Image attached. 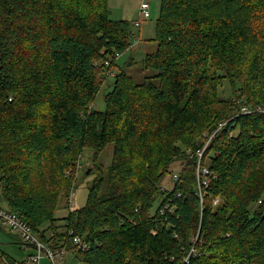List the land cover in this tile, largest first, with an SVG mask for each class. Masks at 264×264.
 <instances>
[{
	"label": "trees",
	"instance_id": "16d2710c",
	"mask_svg": "<svg viewBox=\"0 0 264 264\" xmlns=\"http://www.w3.org/2000/svg\"><path fill=\"white\" fill-rule=\"evenodd\" d=\"M109 11L108 0H0L2 201L52 247L88 243L84 264H264V0H161L158 50L143 61L156 74H114L98 111L116 66L105 62L134 38ZM111 144L107 192L97 180L58 219L77 180L67 173Z\"/></svg>",
	"mask_w": 264,
	"mask_h": 264
},
{
	"label": "rangeland",
	"instance_id": "374dc122",
	"mask_svg": "<svg viewBox=\"0 0 264 264\" xmlns=\"http://www.w3.org/2000/svg\"><path fill=\"white\" fill-rule=\"evenodd\" d=\"M143 2L149 3L150 17L142 21L140 28L136 27V22L139 21L140 8ZM109 14L111 19L114 21L124 20L131 24L134 32V38H138L139 42H134L132 38L133 45L116 61V66L112 69V72L116 75L118 72L125 71L127 74L131 75L135 82L138 84L143 83L147 77L153 76L156 72L152 69L146 70L143 65V61L146 56L153 54L158 50V42L155 41L156 37V22L160 14L161 0H108ZM115 78L109 76L107 78V83L103 90L100 92L97 100L95 101L93 107L98 111H105L106 103L105 96L113 89ZM220 96L223 98H231L233 96L232 89L228 80L223 82L220 89ZM114 144L109 145L105 151L99 156L98 160L94 157V152L91 149L85 150L83 155L78 159L80 161L82 168L76 176L77 163L75 168L70 172V176L77 179L73 190L70 193V197H62L57 211L56 217L58 219H64L70 210H79L86 206L90 191L95 186L97 180L103 178L105 182L101 188V194H105L108 190V174L109 168L112 165L114 156ZM182 162H178L171 168V173L167 174L165 177L164 187L165 189H172L174 185L173 176L176 172L181 170ZM69 173V172H68ZM67 173V176H69ZM74 193V198L70 202L71 194ZM0 206L6 209L9 207L1 199V188H0ZM157 206V204H156ZM257 205L253 207L256 209ZM156 208V207H155ZM155 208L153 210H155ZM64 221L61 220L58 226H62ZM0 231V251L5 255L9 256L16 262H22L25 258L34 252L32 247H27L26 244L22 242L20 237L3 227ZM60 229V228H59ZM62 229V228H61ZM64 230V229H62ZM51 232L48 231L47 237H51ZM70 252L68 253L66 260L62 264H84L78 257L77 248L73 247L72 243L68 246ZM44 264H47L44 261Z\"/></svg>",
	"mask_w": 264,
	"mask_h": 264
},
{
	"label": "built area",
	"instance_id": "2783aa9c",
	"mask_svg": "<svg viewBox=\"0 0 264 264\" xmlns=\"http://www.w3.org/2000/svg\"><path fill=\"white\" fill-rule=\"evenodd\" d=\"M150 17V11H149V3L143 2L140 8V15H139V21L136 22V27L140 28L142 25V21L146 18ZM134 42L138 43V38H133ZM133 43L131 42V46ZM130 46V47H131ZM122 53H116L114 57L110 58L105 62L107 67L111 66V63L113 61H117ZM108 76H114V73L112 71H109L107 73ZM244 113L250 112L248 108H243ZM208 144L205 146V148L201 151H198V155L201 158L203 157V154L207 148ZM82 165L80 161L77 163V169H76V176L78 177V173L81 170ZM209 173L207 168H204L199 165L198 167V176L199 179L202 181V177ZM70 172L68 173V175ZM178 177L175 175L174 180H177ZM203 185H199V196L201 198V203H204V194H203V187H208V183L206 181H202ZM74 198V193L72 192L70 202H72ZM220 204V200L217 199L214 201V205L218 206ZM0 224L5 227L6 229L16 233L22 242L26 244L29 247H32L34 249V252L28 255L25 260L22 262H16L10 260L6 255L0 252L2 257V264H44V261L47 264H62L65 262L66 257L68 253L70 252L68 246H59V247H52L48 243L44 242L39 235H37L33 229L24 221L22 220L15 212H13L10 209H6L0 206ZM72 234V233H71ZM71 243L73 247L77 248L78 251L87 250L89 247V244L84 242L80 237L73 236L71 239Z\"/></svg>",
	"mask_w": 264,
	"mask_h": 264
},
{
	"label": "bare ground",
	"instance_id": "6f19581e",
	"mask_svg": "<svg viewBox=\"0 0 264 264\" xmlns=\"http://www.w3.org/2000/svg\"><path fill=\"white\" fill-rule=\"evenodd\" d=\"M175 181V180H174ZM208 187H209V185H208ZM206 197V196H205ZM173 214V213H172ZM168 215H169V213H168ZM171 216V215H170ZM180 218V217H179ZM199 241V240H198ZM196 242V241H195ZM197 247V246H196ZM193 253V252H192ZM185 264V263H184Z\"/></svg>",
	"mask_w": 264,
	"mask_h": 264
},
{
	"label": "crops",
	"instance_id": "0c3cea01",
	"mask_svg": "<svg viewBox=\"0 0 264 264\" xmlns=\"http://www.w3.org/2000/svg\"><path fill=\"white\" fill-rule=\"evenodd\" d=\"M28 247V246H27ZM29 248V247H28ZM33 253V252H32Z\"/></svg>",
	"mask_w": 264,
	"mask_h": 264
}]
</instances>
